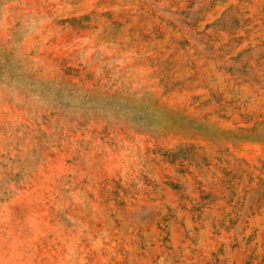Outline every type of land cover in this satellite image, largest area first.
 I'll list each match as a JSON object with an SVG mask.
<instances>
[{"label": "rangeland", "instance_id": "obj_1", "mask_svg": "<svg viewBox=\"0 0 264 264\" xmlns=\"http://www.w3.org/2000/svg\"><path fill=\"white\" fill-rule=\"evenodd\" d=\"M0 264H264V0H0Z\"/></svg>", "mask_w": 264, "mask_h": 264}]
</instances>
